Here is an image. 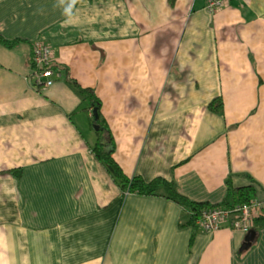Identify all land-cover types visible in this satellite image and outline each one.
Here are the masks:
<instances>
[{"label": "crops", "instance_id": "crops-1", "mask_svg": "<svg viewBox=\"0 0 264 264\" xmlns=\"http://www.w3.org/2000/svg\"><path fill=\"white\" fill-rule=\"evenodd\" d=\"M207 2L78 0L69 19L59 0H0V264H264V221L241 249L230 218L204 229L95 149L112 135L130 176L210 204L252 185L264 209V0ZM40 39L57 55L48 85L32 75Z\"/></svg>", "mask_w": 264, "mask_h": 264}, {"label": "built area", "instance_id": "built-area-1", "mask_svg": "<svg viewBox=\"0 0 264 264\" xmlns=\"http://www.w3.org/2000/svg\"><path fill=\"white\" fill-rule=\"evenodd\" d=\"M230 0H208L207 8L216 12ZM32 59L34 62L33 77L37 85H48L55 80L56 50L45 41L35 42ZM263 211L262 202L255 197L252 201H235L233 204H214L205 207L197 216V222L204 229L220 228L224 219L230 218L233 227L248 231L254 227V219Z\"/></svg>", "mask_w": 264, "mask_h": 264}, {"label": "trees", "instance_id": "trees-1", "mask_svg": "<svg viewBox=\"0 0 264 264\" xmlns=\"http://www.w3.org/2000/svg\"><path fill=\"white\" fill-rule=\"evenodd\" d=\"M33 50L31 51V60ZM57 59V55H56ZM56 63V61H55ZM34 64V62H33ZM57 64V63H56ZM56 67V66H55ZM81 89L90 97H95V93L93 90L89 87H81ZM212 104L215 106L217 110L223 109V101L222 98H215L212 101ZM96 106V105H95ZM95 108V107H94ZM104 132V128H103ZM107 135V134H106ZM114 138L113 136H106L101 141L99 140L98 143L95 146V149L97 151V154L99 157L108 165L109 170L115 175L116 179L119 180V182L126 186L128 189L131 190H140L143 192H154L157 190H161L162 188L165 189L171 196L179 199L180 201H183L186 205H190L193 207L194 215L193 219L196 220L198 214L201 213V211L209 206L214 204H226L231 205L234 202L230 199H226L223 202H217L210 204L209 202L201 201V200H193L191 199L187 194L183 193L179 190V188L176 186L175 181L173 179H170L164 175H158L154 177L153 179H146L141 174H135L133 176L128 175L122 165L119 163V161L114 156ZM252 185L251 186H243L241 188V200L240 201H252L256 196L252 194ZM264 221V209L263 211L254 219V227H257L258 222ZM245 250V249H244Z\"/></svg>", "mask_w": 264, "mask_h": 264}, {"label": "water", "instance_id": "water-1", "mask_svg": "<svg viewBox=\"0 0 264 264\" xmlns=\"http://www.w3.org/2000/svg\"><path fill=\"white\" fill-rule=\"evenodd\" d=\"M94 112H95V126L97 128H100L101 124L98 121L100 117L99 105L95 106ZM256 234H257V229L255 227H252L251 229H249L246 234L245 240L241 245V249L250 247L256 238Z\"/></svg>", "mask_w": 264, "mask_h": 264}, {"label": "clouds", "instance_id": "clouds-1", "mask_svg": "<svg viewBox=\"0 0 264 264\" xmlns=\"http://www.w3.org/2000/svg\"><path fill=\"white\" fill-rule=\"evenodd\" d=\"M78 2V0H69V2L66 4V0H59L60 5L64 6L66 4V6H64L63 11L64 14L69 17V19L71 18L72 15V11L73 8L75 7L76 3ZM69 21H65V24H67Z\"/></svg>", "mask_w": 264, "mask_h": 264}]
</instances>
